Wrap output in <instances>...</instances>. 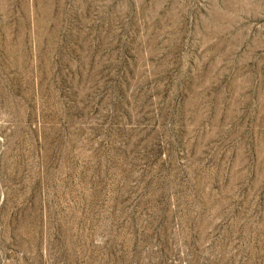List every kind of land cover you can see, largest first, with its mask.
<instances>
[{"label": "rangeland", "instance_id": "rangeland-1", "mask_svg": "<svg viewBox=\"0 0 264 264\" xmlns=\"http://www.w3.org/2000/svg\"><path fill=\"white\" fill-rule=\"evenodd\" d=\"M0 264H264V0H0Z\"/></svg>", "mask_w": 264, "mask_h": 264}]
</instances>
